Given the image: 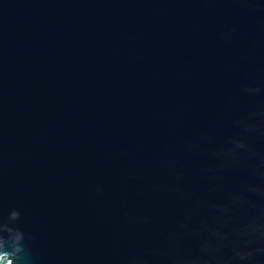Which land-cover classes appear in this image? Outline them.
Here are the masks:
<instances>
[{
	"label": "water",
	"instance_id": "obj_1",
	"mask_svg": "<svg viewBox=\"0 0 264 264\" xmlns=\"http://www.w3.org/2000/svg\"><path fill=\"white\" fill-rule=\"evenodd\" d=\"M259 81V0H0V215L21 209L33 264H176L198 240L168 233L212 222L197 199L226 202L209 186L257 181L205 176L189 144L221 146L264 107L240 92Z\"/></svg>",
	"mask_w": 264,
	"mask_h": 264
},
{
	"label": "clouds",
	"instance_id": "obj_2",
	"mask_svg": "<svg viewBox=\"0 0 264 264\" xmlns=\"http://www.w3.org/2000/svg\"><path fill=\"white\" fill-rule=\"evenodd\" d=\"M259 3L264 5V0H259ZM240 92L256 97L264 93V81L246 83ZM233 123L236 131L227 136L221 146L210 150L208 145L213 144L214 140L212 135L205 133L189 144V150L206 154L215 162L203 170L205 176L218 179L223 172L237 171L247 166L253 169L258 182L249 181L236 191H225L219 184H211L209 191H222L226 202L197 199V205L207 209L212 222L204 218L199 227L193 228L181 221L177 226L179 231L168 233L167 239L173 246L185 235L198 240V251L176 258V264H264V203L260 202L264 200V153L249 142L253 135L264 136V107L248 112ZM166 163L169 170H175L177 180L181 179L180 161L169 160ZM170 190L179 191L176 187ZM96 191H101L99 186ZM184 195L180 192L181 197ZM237 210L249 214L240 222H234ZM22 215L18 207H11L6 214L0 215V264L34 262L30 242L36 236L22 227ZM148 219L144 217L142 222ZM152 251L155 253L159 249Z\"/></svg>",
	"mask_w": 264,
	"mask_h": 264
}]
</instances>
